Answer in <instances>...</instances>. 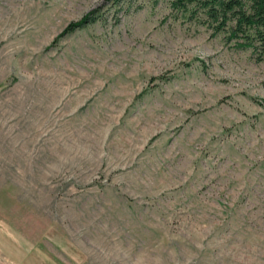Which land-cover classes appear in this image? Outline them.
Here are the masks:
<instances>
[{"label":"rangeland","instance_id":"1","mask_svg":"<svg viewBox=\"0 0 264 264\" xmlns=\"http://www.w3.org/2000/svg\"><path fill=\"white\" fill-rule=\"evenodd\" d=\"M0 264H264V58L167 0H0Z\"/></svg>","mask_w":264,"mask_h":264},{"label":"trees","instance_id":"2","mask_svg":"<svg viewBox=\"0 0 264 264\" xmlns=\"http://www.w3.org/2000/svg\"><path fill=\"white\" fill-rule=\"evenodd\" d=\"M117 4L121 0H109ZM171 10L186 15L210 29V35L225 33L236 48H250L256 59L264 58V0H167ZM94 11L65 26L60 35L99 19Z\"/></svg>","mask_w":264,"mask_h":264}]
</instances>
